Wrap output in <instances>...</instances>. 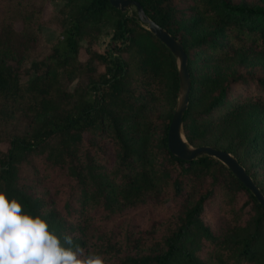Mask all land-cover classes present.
Instances as JSON below:
<instances>
[{
	"label": "trees",
	"instance_id": "1",
	"mask_svg": "<svg viewBox=\"0 0 264 264\" xmlns=\"http://www.w3.org/2000/svg\"><path fill=\"white\" fill-rule=\"evenodd\" d=\"M54 1L60 40L25 66ZM133 1L186 56L185 141L230 154L264 198V0ZM130 11L0 0V191L106 264H264V209L251 192L210 157L169 154L174 57ZM107 18L106 47L86 37L80 62L82 32ZM251 65L263 74L226 71Z\"/></svg>",
	"mask_w": 264,
	"mask_h": 264
},
{
	"label": "clouds",
	"instance_id": "2",
	"mask_svg": "<svg viewBox=\"0 0 264 264\" xmlns=\"http://www.w3.org/2000/svg\"><path fill=\"white\" fill-rule=\"evenodd\" d=\"M0 264H106L104 257L85 254L73 246L71 236L63 242L45 219L24 210L15 198L0 191Z\"/></svg>",
	"mask_w": 264,
	"mask_h": 264
},
{
	"label": "water",
	"instance_id": "3",
	"mask_svg": "<svg viewBox=\"0 0 264 264\" xmlns=\"http://www.w3.org/2000/svg\"><path fill=\"white\" fill-rule=\"evenodd\" d=\"M109 6L120 12L134 9L137 19L145 25V29L156 38L174 57L177 73V98L172 116L166 132V148L169 154L177 160L191 162L200 157L207 156L222 164L238 180L244 188L249 190L254 199L264 209V198L251 179L244 173L243 168L228 153L206 146L192 147L187 144L182 134V113L187 109L190 89L189 75L186 68V56L180 43L169 33L148 19L140 6L133 0H107Z\"/></svg>",
	"mask_w": 264,
	"mask_h": 264
},
{
	"label": "rangeland",
	"instance_id": "4",
	"mask_svg": "<svg viewBox=\"0 0 264 264\" xmlns=\"http://www.w3.org/2000/svg\"><path fill=\"white\" fill-rule=\"evenodd\" d=\"M235 1H244L246 3H253V2H259V0H235ZM62 6V3L59 2H50L44 5L42 13H41V20L45 23V25H42L39 29L40 37L38 39L37 43V53L33 55L32 57L28 58V60L25 63V66H29V63L33 60L38 61L43 56L48 54L49 49L52 44H54L56 41L60 40V35L58 29L54 26L55 23L53 21V17L57 15L58 9ZM125 12V11H124ZM131 11H128V15H130ZM51 18L52 24L49 23V19ZM14 29L18 31L20 29V24L17 23L14 25ZM112 33V24L111 19L108 18L98 27V31L95 32L94 30H90V28L86 27L84 31L82 32L83 39L79 42V51H78V60L80 62H83L86 60V54L85 49L88 45L86 41V37H90L92 39L91 42V50H94L98 53H102L104 48L106 47L109 37ZM175 61V59H174ZM176 66V62H175ZM239 71L235 72L233 69L226 70L228 74L231 72L240 73L241 76L248 77V75H252L255 73H261L263 74L258 66H242L241 68H238ZM260 71V72H259ZM72 86V85H71ZM69 86V88L71 87ZM237 92H244L241 87L237 89ZM177 98V94H176ZM176 102V101H175Z\"/></svg>",
	"mask_w": 264,
	"mask_h": 264
}]
</instances>
